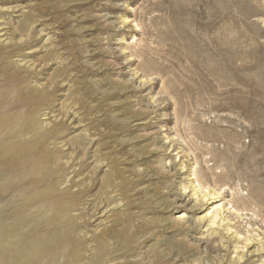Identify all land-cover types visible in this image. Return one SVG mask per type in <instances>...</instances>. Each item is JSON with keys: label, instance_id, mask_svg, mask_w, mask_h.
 <instances>
[{"label": "rangeland", "instance_id": "374dc122", "mask_svg": "<svg viewBox=\"0 0 264 264\" xmlns=\"http://www.w3.org/2000/svg\"><path fill=\"white\" fill-rule=\"evenodd\" d=\"M1 86L0 264H264V0H0Z\"/></svg>", "mask_w": 264, "mask_h": 264}, {"label": "bare ground", "instance_id": "6f19581e", "mask_svg": "<svg viewBox=\"0 0 264 264\" xmlns=\"http://www.w3.org/2000/svg\"><path fill=\"white\" fill-rule=\"evenodd\" d=\"M6 41V40H5ZM7 89L5 88V87H0V107L3 109L4 108V106L5 105H3L4 104V102L6 101V99H7ZM1 110V109H0ZM5 110V109H4ZM1 128V127H0ZM4 128V127H3ZM2 131V130H1ZM0 131V132H1ZM5 132V131H4ZM2 133V132H1ZM5 155H7V154H5ZM0 158H2V156L0 157ZM4 158V157H3ZM2 161H4V160H2ZM5 167V166H4ZM6 169H7V167H6ZM10 169V168H9ZM8 169V170H9ZM11 171H12V169H11ZM8 174L9 175V172L7 171V170H1L0 171V177H2L3 176V178H4V176H5V174ZM195 176H196V174H194ZM20 177V176H19ZM18 178V177H17ZM24 184V179H22L21 181H19V182H15V184L14 185H11V186H13V187H19L20 185H23ZM10 185V184H9ZM12 188V187H11ZM206 189V187H204V186H202L201 184H199V190L202 192V191H204ZM208 190V188L206 189V191ZM201 192H200V194H199V197H202V199H205V198H208V197H210L211 195H218V197H219V195H220V192L218 193V192H205L203 195H201ZM198 193V192H197ZM43 193H41L40 195H42ZM39 195V196H40ZM37 196V195H36ZM38 197V196H37ZM42 197H43V195H42ZM41 198V197H40ZM30 203H31V201H30ZM33 205H34V203H32ZM31 204V205H32ZM37 204H38V201H37ZM15 211V210H14ZM55 211V210H54ZM236 211V210H235ZM46 215V214H45ZM44 216V215H43ZM182 219H183V216H178L177 218H175L174 220H177L178 222L179 221H182ZM24 220V219H23ZM26 220V219H25ZM22 221V220H21ZM29 221V220H28ZM26 223V222H25ZM65 223V222H64ZM214 224H215V222H214ZM23 225H26V224H23ZM40 225V226H39ZM38 226V228L37 229H33L32 230V232H29V235L30 234H32V236L34 235L35 236V234H37V233H40L39 231L41 230V228H42V226L43 225H41V224H39ZM27 226V225H26ZM29 226V225H28ZM10 228V227H9ZM26 228V227H25ZM56 228V227H55ZM185 228V227H184ZM66 229L67 228H65L62 232L64 233V232H66ZM9 230V229H8ZM43 230V229H42ZM68 230V229H67ZM17 231V230H16ZM9 232L10 231H7V235L9 234ZM18 232V231H17ZM28 232V231H27ZM26 232V233H27ZM48 232V231H47ZM20 233V232H19ZM58 234L57 235H60V234H62L61 233V231L60 232H57ZM16 234H18V233H16ZM55 234V233H54ZM212 234V233H211ZM53 235V234H52ZM6 237V236H5ZM13 238V237H12ZM22 238V237H21ZM36 238H38V237H35V239ZM48 238L50 239L51 237H49V235H48ZM47 238V239H48ZM23 239V238H22ZM42 237L40 238V240L38 239V240H29V242H31V243H28L27 241H23V240H21L20 239V241H21V247H20V250H22V251H18V253L19 252H21L24 256L28 253V252H34L33 254H35L36 253V255H37V261H39L38 262V264L41 262V259L42 258H44L45 256H49L48 255V253H50L51 251H52V249L54 248L53 247V245L51 244H46V243H44L42 240ZM48 239V240H49ZM12 241V240H11ZM53 241V240H52ZM59 242V241H58ZM17 244V243H16ZM15 245V244H14ZM17 246H18V244H17ZM19 247V246H18ZM11 248V247H10ZM17 251V250H16ZM20 254V253H19ZM30 254V253H29ZM16 256V255H15ZM17 257V256H16ZM40 257H42V258H40ZM18 258V257H17ZM23 258H25V257H23ZM23 258H21V259H23ZM39 258H40V260H39ZM48 258V257H47ZM12 260V259H11ZM17 260V259H16ZM45 260V259H44ZM5 261V260H4ZM13 261V263H14V259L12 260ZM21 261H23V260H21ZM8 262H10V261H8ZM7 263V262H6ZM9 264V263H8ZM11 264H12V262H11ZM41 264V263H40Z\"/></svg>", "mask_w": 264, "mask_h": 264}]
</instances>
